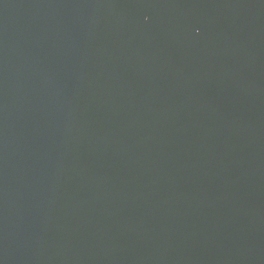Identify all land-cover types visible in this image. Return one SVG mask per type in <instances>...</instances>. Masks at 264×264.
<instances>
[{
    "label": "water",
    "instance_id": "water-1",
    "mask_svg": "<svg viewBox=\"0 0 264 264\" xmlns=\"http://www.w3.org/2000/svg\"><path fill=\"white\" fill-rule=\"evenodd\" d=\"M0 264H264V0H0Z\"/></svg>",
    "mask_w": 264,
    "mask_h": 264
}]
</instances>
